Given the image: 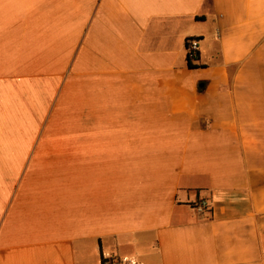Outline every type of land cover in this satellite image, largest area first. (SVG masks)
Listing matches in <instances>:
<instances>
[{
  "label": "crops",
  "instance_id": "0c3cea01",
  "mask_svg": "<svg viewBox=\"0 0 264 264\" xmlns=\"http://www.w3.org/2000/svg\"><path fill=\"white\" fill-rule=\"evenodd\" d=\"M108 257L264 264V0H0V264Z\"/></svg>",
  "mask_w": 264,
  "mask_h": 264
},
{
  "label": "built area",
  "instance_id": "2783aa9c",
  "mask_svg": "<svg viewBox=\"0 0 264 264\" xmlns=\"http://www.w3.org/2000/svg\"><path fill=\"white\" fill-rule=\"evenodd\" d=\"M199 47L198 40L195 38L188 39L185 42V52L187 60L195 62L197 59ZM197 209L202 210L206 206L205 201H200L196 205ZM101 264H135L129 260L120 259L118 257H108L102 260Z\"/></svg>",
  "mask_w": 264,
  "mask_h": 264
},
{
  "label": "trees",
  "instance_id": "16d2710c",
  "mask_svg": "<svg viewBox=\"0 0 264 264\" xmlns=\"http://www.w3.org/2000/svg\"><path fill=\"white\" fill-rule=\"evenodd\" d=\"M187 62H188V65H189V66H193V65H195L194 62H191V61H189V60H187Z\"/></svg>",
  "mask_w": 264,
  "mask_h": 264
}]
</instances>
